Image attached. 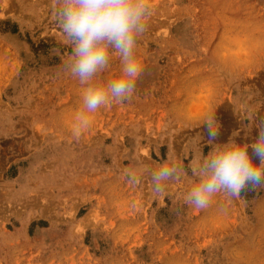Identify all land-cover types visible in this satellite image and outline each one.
<instances>
[{
	"label": "rangeland",
	"instance_id": "1",
	"mask_svg": "<svg viewBox=\"0 0 264 264\" xmlns=\"http://www.w3.org/2000/svg\"><path fill=\"white\" fill-rule=\"evenodd\" d=\"M150 4L133 98L76 140L53 0H0V264H264V187L183 201L206 115L217 143L252 144L264 122V0ZM118 75L114 54L102 78ZM163 165L181 178L157 191Z\"/></svg>",
	"mask_w": 264,
	"mask_h": 264
},
{
	"label": "clouds",
	"instance_id": "2",
	"mask_svg": "<svg viewBox=\"0 0 264 264\" xmlns=\"http://www.w3.org/2000/svg\"><path fill=\"white\" fill-rule=\"evenodd\" d=\"M53 5L63 40L71 49L65 70L82 86L71 129L79 140L91 125V114L133 98L144 71L138 59V40L146 30L151 4L150 0H53ZM114 54L119 59V75L105 80L102 74ZM203 123L211 148L191 165L194 179L183 195L184 203L203 210L218 194L237 198L242 191L264 187V122L258 125L252 144L240 142L239 131L226 142H215L219 124L214 112L206 115ZM180 178V171L167 165L152 173L157 191L164 182Z\"/></svg>",
	"mask_w": 264,
	"mask_h": 264
}]
</instances>
